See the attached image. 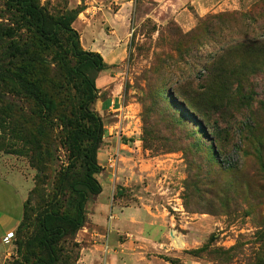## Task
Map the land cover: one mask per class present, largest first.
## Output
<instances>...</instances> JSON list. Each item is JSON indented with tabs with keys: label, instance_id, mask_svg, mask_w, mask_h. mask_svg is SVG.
<instances>
[{
	"label": "rangeland",
	"instance_id": "obj_1",
	"mask_svg": "<svg viewBox=\"0 0 264 264\" xmlns=\"http://www.w3.org/2000/svg\"><path fill=\"white\" fill-rule=\"evenodd\" d=\"M39 3L53 17L75 12L84 51L97 43L91 31L126 44L92 106L103 128L101 192L86 203L84 226L60 241L59 264H264V0ZM1 14L0 29L11 26ZM2 34L0 215L17 217L40 175L26 145L23 94L9 92ZM110 95L120 108L101 111ZM51 123L37 136L55 142L41 181L52 195L66 159ZM0 226V248L14 251L9 264L32 225L8 240Z\"/></svg>",
	"mask_w": 264,
	"mask_h": 264
},
{
	"label": "trees",
	"instance_id": "obj_2",
	"mask_svg": "<svg viewBox=\"0 0 264 264\" xmlns=\"http://www.w3.org/2000/svg\"><path fill=\"white\" fill-rule=\"evenodd\" d=\"M0 2V18L5 13L11 21V26L0 29L7 40L9 92L23 94L29 133L26 145L40 175L23 203L15 229L23 235L32 225L31 232L16 242V257L9 264H59L60 241L84 226L85 205L101 192L96 154L103 128L92 106L97 98L95 79L105 64L98 53L80 47L79 35L71 26L74 11L53 17L39 0ZM51 83L54 100L46 92ZM52 121L59 128L58 142L66 162L51 195L41 181L51 160L48 149L55 142L42 143L37 135L51 131Z\"/></svg>",
	"mask_w": 264,
	"mask_h": 264
},
{
	"label": "crops",
	"instance_id": "obj_3",
	"mask_svg": "<svg viewBox=\"0 0 264 264\" xmlns=\"http://www.w3.org/2000/svg\"><path fill=\"white\" fill-rule=\"evenodd\" d=\"M199 2L201 3V0H198V3ZM91 38H95V40H97V43L93 45L91 52L98 53L105 64V71L100 72L95 79L96 89L98 90V92H100L104 91L105 89H109V84L111 81L110 75L108 77H105L104 75L109 73V69L116 67L126 58V44L124 41H121L117 36H113L112 34L91 31L90 39ZM110 92L114 93V90H111ZM109 97L110 98H107L99 104V109H101V111L105 109H108L109 111H115L120 108V102L117 97H115V95L113 97L112 95H110ZM21 216L22 211L21 215L17 217H12V214H10L9 216L0 215V223L4 228V235L2 239L8 233H12L15 231L20 222ZM12 254H14L12 248L6 246L4 248H0V260H3L2 264L6 262L7 258L12 257ZM79 261L81 262V259Z\"/></svg>",
	"mask_w": 264,
	"mask_h": 264
},
{
	"label": "clouds",
	"instance_id": "obj_4",
	"mask_svg": "<svg viewBox=\"0 0 264 264\" xmlns=\"http://www.w3.org/2000/svg\"><path fill=\"white\" fill-rule=\"evenodd\" d=\"M227 158L238 164L243 163V154L237 150H229L227 153Z\"/></svg>",
	"mask_w": 264,
	"mask_h": 264
},
{
	"label": "built area",
	"instance_id": "obj_5",
	"mask_svg": "<svg viewBox=\"0 0 264 264\" xmlns=\"http://www.w3.org/2000/svg\"><path fill=\"white\" fill-rule=\"evenodd\" d=\"M13 237V233H8L7 236L5 237L6 240L10 239Z\"/></svg>",
	"mask_w": 264,
	"mask_h": 264
}]
</instances>
